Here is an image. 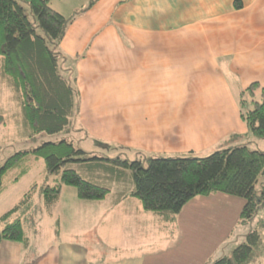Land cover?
<instances>
[{
    "label": "rangeland",
    "instance_id": "1",
    "mask_svg": "<svg viewBox=\"0 0 264 264\" xmlns=\"http://www.w3.org/2000/svg\"><path fill=\"white\" fill-rule=\"evenodd\" d=\"M49 4L67 15L64 11L69 12L72 4L80 5V0H50ZM22 5L31 20L28 5ZM131 72L133 67H128V83L121 92L117 83L118 71L109 74L111 80H115L112 84L105 81L108 75L106 72L97 76V81L93 84L95 88L90 91L89 97L87 94L85 106L82 109L79 107L69 125L59 133H40L36 139L28 138V132L24 130L19 94L8 80H3L0 73V113L4 115V122L0 123V165L20 149L62 138L99 156L113 158L119 153L120 158L127 157L129 160L142 159V155L139 156L141 152L155 156L153 149L147 148H152L156 140L167 144L168 157H205L218 149H225L227 145L240 144H246L250 150L264 151V137L250 131L230 136L224 142L226 146H222L223 143L220 142L204 151L201 141L184 131L187 130L184 127L187 124L183 110L199 109H186L184 105L189 99L183 96L177 98L184 100H169L167 103L159 95L156 96L153 109H139V105L142 106L141 92L145 83L141 85L135 103L134 88L139 86L140 81L137 77L133 78ZM183 92L180 89L175 96L182 95ZM249 95L246 93L243 98L250 108L252 105ZM124 103L126 105L122 107ZM80 128L83 132L78 131ZM196 146L200 150L198 153L190 154L185 150ZM176 149L180 150L174 152ZM161 155L163 156L162 153ZM25 164L29 169L19 178L20 168L16 167L7 171L0 179V216L11 209L24 192L36 185L33 209L29 220L23 223V228L29 241L36 242L37 246L40 242H49L51 238L72 242L88 240L92 242L88 245L93 247L90 248L91 264H97V252L104 251L106 257L109 254L111 257L115 254L112 252L114 249L119 250L118 245L121 246L117 252L119 258L129 264H133V261L137 264H211L222 255L230 256L231 251L246 240L249 231L256 229L260 242L247 264H264V206L258 209L251 220L241 219L244 199L217 192L207 197H196L178 214H169L165 218L144 210L136 198L122 197L132 186L130 170L125 171L130 182L127 179L120 182L109 179L110 174L100 168L101 183L110 188L103 199L82 200L76 197L75 188L64 186L58 201L50 211H46L40 189L45 184L55 183V180L58 182L59 175H47L42 158L30 156ZM72 167L81 171L79 166L73 164ZM260 181L264 182V176L260 177ZM256 187L259 189L260 184H256Z\"/></svg>",
    "mask_w": 264,
    "mask_h": 264
},
{
    "label": "crops",
    "instance_id": "2",
    "mask_svg": "<svg viewBox=\"0 0 264 264\" xmlns=\"http://www.w3.org/2000/svg\"><path fill=\"white\" fill-rule=\"evenodd\" d=\"M120 1L98 0L75 17L61 41V51L77 77L81 109L97 76L106 72L105 81L112 84L115 80L109 74L118 71L121 92L128 83L126 70L133 67V78L140 81L134 88L135 103L145 83L139 109H153L157 95L167 103L184 100L179 99L183 96L189 99L186 109H199L183 110L184 131L200 140L204 151L220 142L226 146L230 136L247 134L239 99L241 92L251 98L247 89L253 83L264 89V0ZM88 2L70 5V11H64L67 15L53 9L71 17L76 10L86 9ZM0 73L7 81L1 62ZM180 89L183 94L175 96ZM252 97L260 99L261 94L255 91ZM147 149L166 156L168 146L156 140ZM185 150L200 152L197 146ZM35 243L30 240L24 248L16 242L0 241V264L92 263L91 241L51 238L39 246ZM119 250L112 251V258L104 251L97 252V264H129L121 261Z\"/></svg>",
    "mask_w": 264,
    "mask_h": 264
},
{
    "label": "trees",
    "instance_id": "3",
    "mask_svg": "<svg viewBox=\"0 0 264 264\" xmlns=\"http://www.w3.org/2000/svg\"><path fill=\"white\" fill-rule=\"evenodd\" d=\"M97 1L89 0L86 9L76 10L71 17H65L50 6V0H0L1 71L19 94L23 127L28 138L36 139L43 132H61L79 110L77 77L67 64L60 44L75 17ZM126 1L129 0L120 3ZM22 3L28 5L31 20ZM258 87L253 83L247 89L251 93L250 108L246 106L244 92H241L240 117L248 131L264 137V89ZM255 91L260 92V100L253 99ZM118 155L113 158L99 156L74 145L67 138L42 141L9 156L0 165V179L16 167L20 168L19 178L29 169L25 164L28 157L42 158L47 175H59L58 182L55 180L40 189L46 211L58 201L64 186L75 188L79 199H103L110 188L101 183L100 168L110 174L109 179L120 182L126 179L130 182L125 173L130 170L132 186L122 197L136 198L144 210L165 218L169 214H178L194 198L217 192L244 199L241 219L251 220L264 206V182L260 181L264 176V151L250 150L246 144L217 150L205 157L151 156L141 152L142 159L129 160ZM73 164L81 171L73 168ZM258 183L259 189L256 187ZM36 188L33 185L0 216V241L16 242L24 248L28 246L23 223L29 220ZM259 242L258 231L250 230L246 240L237 245L230 256L222 255L211 264H247Z\"/></svg>",
    "mask_w": 264,
    "mask_h": 264
}]
</instances>
